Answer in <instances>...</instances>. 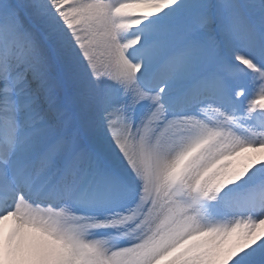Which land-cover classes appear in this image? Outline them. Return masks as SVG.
I'll return each instance as SVG.
<instances>
[{"label": "snow or ice", "instance_id": "6c2138e0", "mask_svg": "<svg viewBox=\"0 0 264 264\" xmlns=\"http://www.w3.org/2000/svg\"><path fill=\"white\" fill-rule=\"evenodd\" d=\"M0 264H264V0H0Z\"/></svg>", "mask_w": 264, "mask_h": 264}]
</instances>
